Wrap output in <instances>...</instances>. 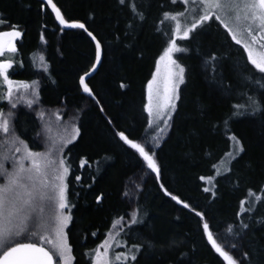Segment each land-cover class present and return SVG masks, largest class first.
<instances>
[{"label":"trees","instance_id":"trees-1","mask_svg":"<svg viewBox=\"0 0 264 264\" xmlns=\"http://www.w3.org/2000/svg\"><path fill=\"white\" fill-rule=\"evenodd\" d=\"M42 3L43 0H0V12L24 33L16 41L18 53L7 57L14 59L10 78L39 82L37 105L39 113H43L41 116L38 109L18 107L11 127L15 136L36 152L44 149L39 134L45 123L56 127L75 123L80 130L63 150L70 169L65 181L72 213L67 234L77 262L89 264V250L103 239L114 221L119 217L130 220L137 211L142 223L130 227L126 223L118 238H124L127 230L138 235L131 242L144 245L139 264H180L181 253L185 254L184 264H226L208 242L200 218L166 195L161 184L172 195L204 212L218 243L226 248L237 243L232 255L239 258L249 252L255 256V250L264 245V226L242 240L227 229L238 224L240 202L247 198L249 189L264 196L260 191L264 187V118L246 116L234 122L253 123L236 131L247 152L242 154V160L233 162L232 173L218 177L215 196L203 191L206 183L199 179L212 176L213 165L231 150L221 123L231 104L244 103L246 95L262 98L264 88L256 83L260 74L249 71L252 66L245 63L246 53L226 37L223 29L211 41L204 32L179 41L187 49L179 55L185 83L171 127L154 148L151 143L156 139L148 132L146 86L166 47L168 37L164 33L173 27L170 22L161 25L159 21L163 11L176 12L183 6L172 5L170 0H134L146 20L142 24L137 20L133 31L128 28L134 16L131 0L125 6L118 0H53L66 19L84 23L101 42V62L87 78L93 97L82 91L78 78L91 69L95 41L82 29L65 28L61 32L55 13L49 6L42 8ZM0 30L7 31V25ZM34 54H43L47 71L40 68ZM212 54L218 58L214 78L206 63ZM213 79L231 83V91L223 95ZM121 84L125 87L121 88ZM207 89L212 92L213 106L207 104ZM3 91L0 88V94ZM8 104L0 99V111L4 112ZM119 131L137 142L147 141L146 148L156 153L159 179L139 154L119 139ZM82 159L88 161L84 167L80 166ZM76 176L80 179L76 180ZM101 194L104 198L97 203ZM255 207L257 212L252 215L257 219L264 216V203ZM240 219L248 222L246 216Z\"/></svg>","mask_w":264,"mask_h":264},{"label":"snow or ice","instance_id":"snow-or-ice-1","mask_svg":"<svg viewBox=\"0 0 264 264\" xmlns=\"http://www.w3.org/2000/svg\"><path fill=\"white\" fill-rule=\"evenodd\" d=\"M118 3L125 6L130 3V0H118ZM170 3L172 5L181 4L183 10L176 12L165 10L159 21L161 25L166 21L170 22L173 27L170 32L164 33L168 37L166 47L156 62V71L152 79L147 84L148 103L145 108L149 117L148 127L153 126L152 118L161 116L163 110H166L167 113L175 112V101L180 99L179 85L185 83V68L177 62L174 54L186 52L187 49L178 46L177 41L191 40L193 34H198L213 25L222 28L226 37H229L235 45L240 46L242 53H246L245 63L252 66L249 71L253 74H260V79L256 83L264 88V83H261L264 81V0H170ZM45 6H50L51 11L55 13V20L62 26L61 32L65 28L82 29L95 41V60L91 69L85 71L78 78V85L82 91L94 97L93 90L89 87L86 79L96 71L101 62V42L84 23L66 19L53 0H43L41 7ZM130 6L134 16L132 22L128 24V28L134 31L136 21L138 20L142 24L146 20V16L143 11L136 8L134 0H131ZM161 7L164 6L161 5ZM5 25L8 30H0V88L4 90L0 94V99L7 100L11 107L15 108L14 96L16 100H19L22 99V96L19 95L21 92L25 95L30 94L33 99H29L27 103L31 107L39 96V82L34 80L29 83L11 79L10 70L13 69L14 59L7 58L9 55L14 57L18 53L16 41L22 39L24 33L18 25L11 23L9 18L0 12V28ZM157 31H160L159 27H157ZM126 35H130V33H126ZM217 59L216 55L212 54L206 62L213 78L216 75ZM40 61L43 65V56L40 57ZM20 66H23L22 62H20ZM44 70L47 71L46 65ZM213 82L217 83L218 87L225 92H230L232 89L231 83H223L215 81V79ZM120 87L123 88L125 85L121 84ZM260 95L261 99L246 95L244 103L231 104L226 118L221 119L224 134L231 142V150L219 162L224 166L223 173L220 171L219 165L214 164L213 168L217 169L215 175L199 178L212 185V187H205L203 191L211 192L215 196L216 176L232 173L233 162H239L243 159L242 154H246L245 143L232 131L231 124L240 117L260 116L264 118V92H261ZM101 111H103L102 108ZM8 115L11 116L12 113L9 112ZM167 119L170 120L171 115H167ZM215 126L220 127V125ZM160 131L163 132V129L161 128ZM0 132L5 136L0 147L7 148L8 152L20 154L18 160L14 161L12 171H8L3 161L9 159V156L0 153V177H3V183H0V264H75L72 246L68 243L66 232L72 217L65 213V209L70 207L68 184L65 182L70 169L63 158V148L79 136V128H74L72 139L62 142L59 146L52 143L46 152L32 151L23 140L15 136L14 130L10 129L9 119L5 118L3 111H0ZM116 135L130 149L139 154L146 167L154 172L156 178L159 179L161 170L156 153L146 148L147 141L145 143L137 142V140L129 138V135L123 131L116 132ZM9 145L10 147H8ZM155 146L158 147V145ZM87 163L86 159H82L80 166L84 167ZM247 167L250 168L251 164H248ZM75 179L79 180L80 177L76 176ZM160 187L177 204H181L183 208L200 218L203 233L223 262L226 264H264V245H260L255 250V256L249 252H243L239 258H236L231 254V250L237 249L238 244L230 243L226 248L218 243L209 223L205 220L204 212L197 211L189 203L172 195L164 188L163 184ZM260 191L264 193V187ZM124 195L127 196L128 193L125 192ZM103 198L102 194L97 196L96 202L100 203ZM45 203L48 207L47 217L44 216ZM260 203H264V196L257 195L255 191L249 189L247 198L240 202L241 210L237 213L238 224L229 227L227 232L242 240L249 232L254 234L256 228L264 226V216L257 219L255 215H252L257 212L255 205ZM246 204L247 207H245ZM137 216V211L131 214L128 227L131 224L142 223L137 219ZM242 216H246L248 222L245 219H240ZM118 226L120 231H123L124 217H119L114 221L113 229ZM92 235L95 236L96 233H92ZM118 235L119 232L110 231L107 233L102 243L88 254L89 264H139L138 254L144 245L133 243L129 247L126 241L121 242L116 239ZM252 242L250 241V243ZM115 248L127 250L114 251ZM184 255V253L180 254V264H184Z\"/></svg>","mask_w":264,"mask_h":264},{"label":"rangeland","instance_id":"rangeland-1","mask_svg":"<svg viewBox=\"0 0 264 264\" xmlns=\"http://www.w3.org/2000/svg\"><path fill=\"white\" fill-rule=\"evenodd\" d=\"M182 10H183V8H182ZM220 30L222 31V28H217L215 25H213V26H211L209 28H206L203 31H200L199 33L204 32V34H207L208 40L211 41V39H213V38H215V37H217L219 35ZM195 35H197V34H193V36H195ZM179 41L180 40L177 41V44H178V46L182 47L180 45ZM179 55H180V53H175L174 54V58L177 60V62L179 64L182 65L181 59H179ZM34 56H35L36 62H37V60H39L38 61V65H40V68L44 69V66H45L46 63L44 61V64L42 65L41 64V61H40V57L43 56V54H41L40 56H38L37 54H34ZM155 71H156V67H155V70L153 72V75H154ZM153 75H152V77H153ZM152 77H151V79H152ZM18 81H21V80H18ZM182 85L183 84L179 85V94H180V89H181ZM215 90L218 91V89H216V88H215ZM38 91H39V88H38ZM219 91L223 95H225V96L227 95V93L225 91H221V89H219ZM161 92H162V85H161ZM205 93H207V101L209 102L207 104L209 106H213V104H210V103L213 102L211 100L212 92H210V89H207L205 91ZM19 95L22 96V99L16 100L15 99V96H14V101L16 103V107L15 108H12L11 105L8 104L7 109L3 112L5 114V118L9 119L10 129L11 130H12L11 124L14 123V118H15V115H16L15 109L18 110V107H26V108L31 109V110H33V109L34 110H37L38 109L37 110V113L39 115H41V112L39 113V106L37 105L39 103V96L36 99L35 103H33L31 105V107H29L27 101L29 99H33V97L30 94L25 95L22 92ZM147 103H148V89H147V86H146V104ZM175 103H176V108H177L178 101H175ZM9 112L12 113L11 116L8 115ZM174 113L175 112L167 113L166 110H163L161 112V116H154L152 118V125L153 126L152 127H148L149 135L152 137V139H154V138L156 139V140H153L152 141V143H151L152 147L155 148L156 147L155 145H159L158 143H160L161 140H162V138L168 133V130L170 129L171 124H172V119H173ZM147 115H148V112H147ZM167 115H171V119L170 120L167 119ZM148 120H149V117H148ZM252 124L253 123H232L231 124V128H232V131L236 135H238L237 132H239V130L241 129V127L243 128V126H251ZM74 128H76L75 127V123H67L66 125H64V126L61 125L60 127H56L54 123H45V125H43V128L41 129L40 134H39L40 141L44 143V149L42 150V152H46L48 150L49 146L52 143H55L57 146H59L62 142L67 141L69 139H72V137L74 136ZM161 128L163 129V132L160 131ZM4 140H5V136H4V134L2 132H0V144H3ZM8 147H10V145ZM63 150H64V148H63ZM0 153H4V154H6V155L9 156V159L3 161V163H4L5 167L8 169V171H12L13 165H14V161L15 160H18L20 154L19 153H14V152H8L7 151V148H3V147H0ZM224 157L222 159H224ZM219 162L220 161L218 160L217 164L220 167V171L223 173L224 166L223 165H220ZM216 170L217 169L214 170V174L213 175H215ZM222 175H224V174H222ZM222 175H220V176H222ZM220 176H216V183H215L214 191H215V188H216V185H217V179ZM0 183H3V177H0ZM206 187H212V185H209V184L206 183ZM44 207H45L44 216L47 217V215H48V207H47V204L46 203H45ZM65 213L67 215H70L72 217L71 207H69L68 209H65ZM70 223L68 224V226L66 228V232H67V229H68ZM129 223H130V220H126L125 221V224L126 225H128ZM110 231L111 232H114V233L115 232H119V235L116 236V239L120 236V229H119V227H117L116 229H113V227H111V228H109V230L107 231V233H109ZM136 236H138V235H135V234H133V232H129V230H127V232L125 233V237L124 238H118L117 240L118 241H121V242L126 241L127 244H128V246L130 247L133 244L131 241L135 240L136 239ZM105 237H106V235L103 237V239ZM103 239L94 248H96L100 243H102ZM68 243L70 244L69 237H68ZM89 247L90 246H88V248ZM94 248H91L89 250L88 254ZM126 250L127 249H124V248H115L114 249V251H126ZM141 253L142 252L140 251V253L138 254V261H139V258L142 256V255H140ZM72 254H73V252H72ZM87 257H88V261H89V259H90L89 255ZM144 258H145V256H144ZM75 264H80V263L77 262V259H75Z\"/></svg>","mask_w":264,"mask_h":264},{"label":"water","instance_id":"water-1","mask_svg":"<svg viewBox=\"0 0 264 264\" xmlns=\"http://www.w3.org/2000/svg\"><path fill=\"white\" fill-rule=\"evenodd\" d=\"M101 58H102V55H101ZM98 66H99V65H98ZM98 66H97V68H98ZM96 70H97V69H96ZM94 73H95V72H93L92 75H93ZM86 82H87V79H86Z\"/></svg>","mask_w":264,"mask_h":264}]
</instances>
